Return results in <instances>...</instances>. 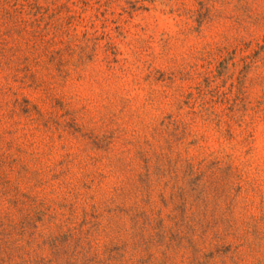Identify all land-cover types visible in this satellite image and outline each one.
<instances>
[{
    "label": "rangeland",
    "instance_id": "374dc122",
    "mask_svg": "<svg viewBox=\"0 0 264 264\" xmlns=\"http://www.w3.org/2000/svg\"><path fill=\"white\" fill-rule=\"evenodd\" d=\"M0 264H264V0H0Z\"/></svg>",
    "mask_w": 264,
    "mask_h": 264
}]
</instances>
